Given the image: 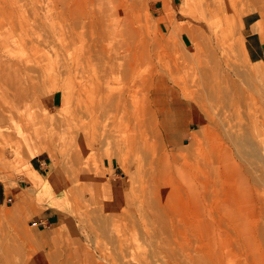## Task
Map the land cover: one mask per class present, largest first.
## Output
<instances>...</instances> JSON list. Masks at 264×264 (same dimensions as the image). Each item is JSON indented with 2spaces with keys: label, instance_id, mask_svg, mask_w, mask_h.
<instances>
[{
  "label": "rangeland",
  "instance_id": "obj_1",
  "mask_svg": "<svg viewBox=\"0 0 264 264\" xmlns=\"http://www.w3.org/2000/svg\"><path fill=\"white\" fill-rule=\"evenodd\" d=\"M251 10L264 0H0V177L27 197L0 214L61 216L53 238L1 220L0 264H264Z\"/></svg>",
  "mask_w": 264,
  "mask_h": 264
},
{
  "label": "crops",
  "instance_id": "obj_2",
  "mask_svg": "<svg viewBox=\"0 0 264 264\" xmlns=\"http://www.w3.org/2000/svg\"><path fill=\"white\" fill-rule=\"evenodd\" d=\"M241 33L243 49L247 58L258 65L264 66V16L260 13V11H247L242 16ZM188 39H192V35L190 31L186 29L182 35V41L185 45L188 44ZM63 100L64 93L62 90L60 91L59 89L56 90L51 97V102L54 107L60 106L63 103ZM164 115L167 117L168 120L169 117L167 113H164ZM160 121V125L162 126L163 130L164 123L166 125V128L167 126H169V123L167 121L164 122L163 119H161ZM194 121L195 122L193 123H196L198 122V119H195ZM164 131L166 132L168 139L171 140V136L167 133L166 130ZM34 157L36 161L32 162V165L38 170L40 175H44L45 173L48 174L49 186L53 190V188L56 187V183L53 180V169H46L44 164L47 162V160L45 157L40 155ZM42 169H45L46 172H44ZM19 186L22 187L20 183ZM20 187L8 188L0 177V203L3 200H7V198L12 195L13 198L17 200V205L21 206L26 204L27 197H25V191H21ZM35 207L37 209L32 214L31 218H29L24 213L0 214V221L2 220L4 222H18L19 224L17 227L19 228V230H28L31 232L38 233L40 235H49L53 238V230L58 226L61 221L60 212L57 209L50 207L49 204H46L44 208L40 205H35Z\"/></svg>",
  "mask_w": 264,
  "mask_h": 264
}]
</instances>
